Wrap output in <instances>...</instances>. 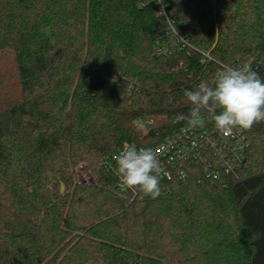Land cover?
<instances>
[{
  "label": "trees",
  "instance_id": "trees-1",
  "mask_svg": "<svg viewBox=\"0 0 264 264\" xmlns=\"http://www.w3.org/2000/svg\"><path fill=\"white\" fill-rule=\"evenodd\" d=\"M2 52L22 98L0 111V264H264V121L237 128L251 151L226 185L160 179L157 198L134 196L112 161L187 122L136 127L188 115L184 91L218 70L200 52L264 75V0H0ZM81 163L98 185L77 182Z\"/></svg>",
  "mask_w": 264,
  "mask_h": 264
},
{
  "label": "clouds",
  "instance_id": "clouds-1",
  "mask_svg": "<svg viewBox=\"0 0 264 264\" xmlns=\"http://www.w3.org/2000/svg\"><path fill=\"white\" fill-rule=\"evenodd\" d=\"M184 96L192 107L187 116L181 114L177 119L192 126L200 125L203 113H208L215 128L228 136L234 129H251L264 121V78L250 64L225 65L211 84L201 82L197 88L185 90ZM114 159L115 172L125 187L153 199L161 195L162 169L153 149L125 142Z\"/></svg>",
  "mask_w": 264,
  "mask_h": 264
},
{
  "label": "built area",
  "instance_id": "built-area-1",
  "mask_svg": "<svg viewBox=\"0 0 264 264\" xmlns=\"http://www.w3.org/2000/svg\"><path fill=\"white\" fill-rule=\"evenodd\" d=\"M181 40L190 46L184 38ZM200 54L203 55L201 63L207 72H210L209 64L211 62L218 66L217 71L225 65L242 67L244 64H250L252 69L264 78L261 72V63L238 60L234 64L228 65L217 61L210 53L200 52ZM199 84L195 82L194 89ZM202 121L198 126H192L185 122L174 130L164 142L151 147L159 158L162 169L160 179L167 182L175 179L186 182L193 177L199 184L211 182L226 185L230 178L239 177V172L246 164L251 151V143L247 136L238 129H234L231 135H223L215 128L208 113H203ZM181 122L182 120L178 119L170 120L167 116L153 115L136 121V127L144 137H147L151 132L158 133L163 128L180 125ZM129 144L135 145L137 148H147L136 143ZM114 158L115 156L112 161H115ZM112 161L105 162L109 169L113 167ZM77 182L79 184H98L96 181L90 183L86 177L79 175H77ZM119 187L121 192H132L134 196L139 192L125 187L122 181Z\"/></svg>",
  "mask_w": 264,
  "mask_h": 264
},
{
  "label": "rangeland",
  "instance_id": "rangeland-1",
  "mask_svg": "<svg viewBox=\"0 0 264 264\" xmlns=\"http://www.w3.org/2000/svg\"><path fill=\"white\" fill-rule=\"evenodd\" d=\"M21 98L20 77L16 57L11 52H2L0 53V111L3 110L9 103ZM31 111H33L34 114L43 116L41 112L35 110ZM75 174L76 177L77 175L86 177L90 183H94L96 181V183L99 184L98 176L88 163L79 164L75 169Z\"/></svg>",
  "mask_w": 264,
  "mask_h": 264
},
{
  "label": "water",
  "instance_id": "water-1",
  "mask_svg": "<svg viewBox=\"0 0 264 264\" xmlns=\"http://www.w3.org/2000/svg\"><path fill=\"white\" fill-rule=\"evenodd\" d=\"M64 191V186H63V184H62V192Z\"/></svg>",
  "mask_w": 264,
  "mask_h": 264
}]
</instances>
